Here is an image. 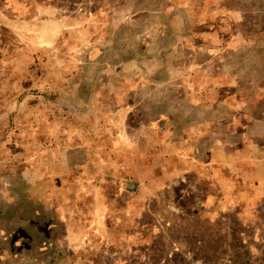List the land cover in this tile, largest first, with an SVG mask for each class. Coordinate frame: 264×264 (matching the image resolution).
<instances>
[{
  "label": "rangeland",
  "instance_id": "1",
  "mask_svg": "<svg viewBox=\"0 0 264 264\" xmlns=\"http://www.w3.org/2000/svg\"><path fill=\"white\" fill-rule=\"evenodd\" d=\"M261 120L264 0H0V264H264Z\"/></svg>",
  "mask_w": 264,
  "mask_h": 264
},
{
  "label": "crops",
  "instance_id": "2",
  "mask_svg": "<svg viewBox=\"0 0 264 264\" xmlns=\"http://www.w3.org/2000/svg\"><path fill=\"white\" fill-rule=\"evenodd\" d=\"M262 123H264V120H261ZM227 180H230V179H227ZM232 180V179H231Z\"/></svg>",
  "mask_w": 264,
  "mask_h": 264
}]
</instances>
